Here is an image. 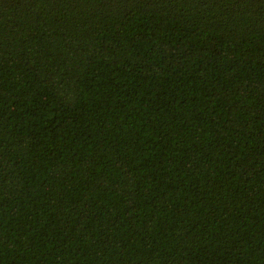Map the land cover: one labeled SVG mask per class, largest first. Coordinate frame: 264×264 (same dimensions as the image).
<instances>
[{"label":"trees","instance_id":"trees-1","mask_svg":"<svg viewBox=\"0 0 264 264\" xmlns=\"http://www.w3.org/2000/svg\"><path fill=\"white\" fill-rule=\"evenodd\" d=\"M0 264H264V0H0Z\"/></svg>","mask_w":264,"mask_h":264}]
</instances>
